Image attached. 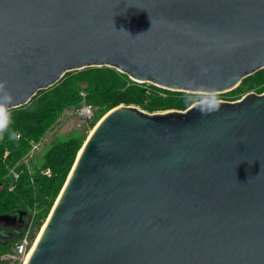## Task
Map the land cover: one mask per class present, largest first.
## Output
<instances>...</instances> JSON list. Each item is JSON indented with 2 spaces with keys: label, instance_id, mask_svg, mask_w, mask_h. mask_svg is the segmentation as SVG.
<instances>
[{
  "label": "water",
  "instance_id": "obj_1",
  "mask_svg": "<svg viewBox=\"0 0 264 264\" xmlns=\"http://www.w3.org/2000/svg\"><path fill=\"white\" fill-rule=\"evenodd\" d=\"M103 65L170 90H232L264 68V0H0L9 109ZM44 224L26 264H264V92L150 114L120 103Z\"/></svg>",
  "mask_w": 264,
  "mask_h": 264
},
{
  "label": "trees",
  "instance_id": "obj_2",
  "mask_svg": "<svg viewBox=\"0 0 264 264\" xmlns=\"http://www.w3.org/2000/svg\"><path fill=\"white\" fill-rule=\"evenodd\" d=\"M242 82L247 85L245 89L263 92L264 68ZM84 99L102 115L120 103L154 112L185 110L198 100L194 93L138 82L113 66L103 65L69 71L53 86L40 89L27 104L9 109V130L0 138V215L24 214L16 225L0 222V249L15 246L28 228L41 227L50 213L84 140L71 137L53 145L34 172L28 170L23 158L33 142L41 141L54 128L66 109L80 105ZM11 168L19 173L14 181L9 175ZM47 168L50 175L43 172ZM12 185L15 186L10 189ZM3 230L11 235L1 234Z\"/></svg>",
  "mask_w": 264,
  "mask_h": 264
},
{
  "label": "rangeland",
  "instance_id": "obj_3",
  "mask_svg": "<svg viewBox=\"0 0 264 264\" xmlns=\"http://www.w3.org/2000/svg\"><path fill=\"white\" fill-rule=\"evenodd\" d=\"M247 85L245 82H241L238 87H235L232 90L223 91V92H199L194 93L197 96V101L203 100H215V101H236L241 99V97L248 92H257L255 89H245ZM241 89L244 91L239 92ZM264 92V91H263ZM262 93V92H257ZM144 110V109H143ZM150 113H160L166 112L169 110H159L150 112ZM104 117L101 112L96 109L94 117L91 120H84L80 118L78 115L74 113H68L66 110L60 115L57 123L54 128L48 130L42 140L39 143L38 148L35 150L32 158L30 159L29 166L31 168V172H34L36 167L38 168L44 160V155L49 148H51L55 144L62 143V141L68 140L71 137H78L81 140H86L88 135L94 126L98 123V121ZM49 215V214H48ZM48 217V216H47ZM46 217V219H47ZM46 219L44 220L41 227L30 229V236L35 239L38 237L39 232L41 231ZM18 224V223H17ZM19 256L14 252V246H11L8 250L0 249V264H23Z\"/></svg>",
  "mask_w": 264,
  "mask_h": 264
},
{
  "label": "built area",
  "instance_id": "obj_4",
  "mask_svg": "<svg viewBox=\"0 0 264 264\" xmlns=\"http://www.w3.org/2000/svg\"><path fill=\"white\" fill-rule=\"evenodd\" d=\"M82 94L85 95L84 92H82ZM83 101L84 102H82L80 105L73 107V108H68V109H66V111L69 114L74 113L84 120H91L94 117V114L96 112V107L92 103H88L87 101H85V99ZM39 143H40V141L33 142L31 150L23 158V163L26 165V167L30 171H31V168L29 166V162H30V159L32 158L35 150L38 148ZM43 172H44V174L46 173L47 175L51 174V171L49 168L44 169ZM9 175H10L12 181L16 180L19 177V173L17 172V170H15V168H11ZM14 186L15 185H12L10 187V189H13ZM36 240H37V238L33 239L30 236V228H28V230L25 231L23 236L15 243L14 252L16 253L17 256L22 258L21 260L23 262L26 259L28 253L32 250Z\"/></svg>",
  "mask_w": 264,
  "mask_h": 264
},
{
  "label": "clouds",
  "instance_id": "obj_5",
  "mask_svg": "<svg viewBox=\"0 0 264 264\" xmlns=\"http://www.w3.org/2000/svg\"><path fill=\"white\" fill-rule=\"evenodd\" d=\"M13 103H14V96L7 88V81L0 80V138H2L4 133L9 130V125L11 123L9 106L12 105ZM199 110L203 115H207L213 111L218 110V105H207V106L200 105Z\"/></svg>",
  "mask_w": 264,
  "mask_h": 264
},
{
  "label": "bare ground",
  "instance_id": "obj_6",
  "mask_svg": "<svg viewBox=\"0 0 264 264\" xmlns=\"http://www.w3.org/2000/svg\"><path fill=\"white\" fill-rule=\"evenodd\" d=\"M94 127H95V126H94ZM93 129H94V128H93ZM93 129L91 130V132L93 131ZM44 226H45V224L43 225L41 231L39 232V235H38V237H37L36 242L38 241V239H39V237H40V235H41V233H42V231H43ZM36 242H35L34 246L36 245ZM34 246H33L32 250L28 253L26 259H25L24 262H23V264H26V263H27V260L29 259L30 255H31V253H32V251H33V249H34Z\"/></svg>",
  "mask_w": 264,
  "mask_h": 264
},
{
  "label": "flooded vegetation",
  "instance_id": "obj_7",
  "mask_svg": "<svg viewBox=\"0 0 264 264\" xmlns=\"http://www.w3.org/2000/svg\"><path fill=\"white\" fill-rule=\"evenodd\" d=\"M18 223V222H17ZM16 225V224H15Z\"/></svg>",
  "mask_w": 264,
  "mask_h": 264
}]
</instances>
